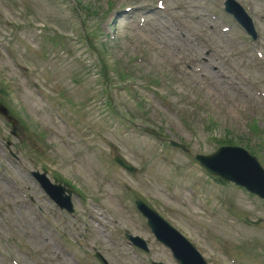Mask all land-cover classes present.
<instances>
[{
  "label": "rangeland",
  "instance_id": "obj_1",
  "mask_svg": "<svg viewBox=\"0 0 264 264\" xmlns=\"http://www.w3.org/2000/svg\"><path fill=\"white\" fill-rule=\"evenodd\" d=\"M81 1L93 13L77 11L78 0H0V38H8L11 28L19 26L20 39L25 37L27 42L36 41L41 46L29 51L22 39L17 46L9 45L19 50L21 56L15 60L26 66L30 76L0 50V77L15 81L10 93L18 114L28 118L40 133L48 134V139H43L35 132L17 129L13 135L8 122L0 118V264H13L10 258L19 264H59L58 258L63 256L57 250L54 240L57 236L62 240L63 236L77 239L83 247L88 246L92 254H95L92 245L97 246L110 264H148L146 256L135 255L128 243L115 237V226L141 235L147 232L125 207L126 197L121 191L124 183L177 221L180 228L183 225L185 230L195 234L199 244L210 230L213 241L205 245L207 252L203 251L212 264H229L217 246L227 234L254 238L245 244L253 245L254 251L264 257V245L257 238L264 233V207L249 209V201H245L244 208L251 213L253 225H230L222 215L203 213L198 202L190 199L185 186L177 188L162 176L163 173L167 176L168 171L179 174L178 164L188 173L187 155L194 158L197 153H212L226 135L236 141L250 140L251 147L259 142L250 125L256 120L264 127V57L256 51L260 49L264 53V0H239L256 21L257 41L250 40L238 28L223 31L212 21L211 9L220 10L222 0L217 3L164 0L165 10L155 7L148 10L155 0ZM146 4L149 6L129 14L124 18L126 21L119 20L115 31L118 37L112 42L114 55L109 53L121 61L135 83L132 87L126 86L128 83L121 84L115 77L104 81L102 62L88 50L81 16L86 15L93 25L101 17L108 31L111 11L119 15L120 8L126 5ZM140 14L147 15L142 27L135 26ZM6 18L3 24L2 19ZM31 21L38 23L37 28L24 30V23ZM52 23L65 32L64 49L52 46L55 33L53 27L50 28ZM41 33L48 38L45 49ZM53 55L58 58L53 59ZM138 81L143 83L138 84ZM35 84H39L43 95L34 89ZM53 89L63 90L68 99L61 107L52 98ZM212 122L215 125L211 130ZM124 129L126 134L122 133ZM209 136L214 141L209 140ZM170 140L187 144L189 154L173 150L158 155L159 144L166 141L169 145ZM8 141L15 143L14 151L21 156L19 161L5 149ZM119 145L120 152L138 167L136 174H128L114 163L113 156L119 152ZM191 161L192 178L188 183L197 182L194 178L206 183L216 182L204 168H198L202 171L198 173L195 160ZM45 168L52 178L76 183L84 192L85 199L74 197L80 207L76 217L52 213L55 210L52 202L44 197L30 173L32 169L43 171ZM217 186L225 192V188ZM223 186L243 191L247 198L250 196L234 184ZM178 191L184 196L177 197ZM239 196L243 198L242 193ZM239 196L232 198V203L240 205ZM213 201L220 207V202ZM200 203L208 206L205 199ZM225 206L221 202V208ZM226 212L248 222L242 210ZM99 232L114 238L108 242L103 237L105 245H102ZM152 248L150 258L174 264L160 245L154 243ZM241 251L233 254L239 256ZM86 258L89 264H99L96 258ZM64 259L67 262L68 259Z\"/></svg>",
  "mask_w": 264,
  "mask_h": 264
},
{
  "label": "water",
  "instance_id": "obj_2",
  "mask_svg": "<svg viewBox=\"0 0 264 264\" xmlns=\"http://www.w3.org/2000/svg\"><path fill=\"white\" fill-rule=\"evenodd\" d=\"M244 167H245V163H243L242 165H240V166L236 169V171H237L238 173H242L243 170H241V169H244Z\"/></svg>",
  "mask_w": 264,
  "mask_h": 264
},
{
  "label": "bare ground",
  "instance_id": "obj_3",
  "mask_svg": "<svg viewBox=\"0 0 264 264\" xmlns=\"http://www.w3.org/2000/svg\"><path fill=\"white\" fill-rule=\"evenodd\" d=\"M68 264H69V262H68Z\"/></svg>",
  "mask_w": 264,
  "mask_h": 264
}]
</instances>
